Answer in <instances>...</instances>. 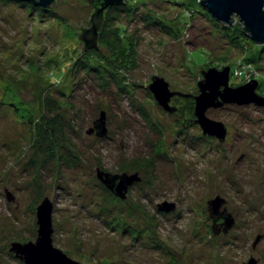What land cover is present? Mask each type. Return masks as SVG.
<instances>
[{"label":"rangeland","instance_id":"obj_1","mask_svg":"<svg viewBox=\"0 0 264 264\" xmlns=\"http://www.w3.org/2000/svg\"><path fill=\"white\" fill-rule=\"evenodd\" d=\"M91 14L86 0H0V264H23L10 245L35 242L44 198L52 245L81 264H264V107L209 109L223 143L183 127L201 71L229 67L231 87L256 81L264 99L261 46L234 49L199 0H123L104 16L100 51H85L77 33ZM119 54L123 90L105 72ZM155 76L181 95L172 114L148 90ZM101 112L100 139L87 131ZM97 169L140 180L122 200ZM216 197L233 220L227 232L207 212ZM163 203L174 210L159 212Z\"/></svg>","mask_w":264,"mask_h":264},{"label":"water","instance_id":"obj_2","mask_svg":"<svg viewBox=\"0 0 264 264\" xmlns=\"http://www.w3.org/2000/svg\"><path fill=\"white\" fill-rule=\"evenodd\" d=\"M35 4L43 9L49 8L55 0H18ZM90 4V0H86ZM106 6L121 5L123 0H103ZM199 5L204 9L212 19L217 23L226 26L231 25L234 21L232 17H236L243 28L244 33L257 46L264 45V0H199ZM92 15V14H91ZM90 15V18L92 16ZM92 27L78 34V39L85 43V51L88 48L96 46L98 49V35L104 23L103 9L97 10L95 16L89 20ZM90 38V42L86 39ZM99 50V49H98ZM100 51V50H99ZM202 80L197 83L198 95L194 96V120L186 121L183 127L187 124L198 125L203 136L216 138L219 143H223L226 136L225 126L206 116L209 109L217 110L229 105L236 106H254L264 107V99L259 97L255 91L258 86L256 81H252L236 87L229 85L230 68L224 67L221 70L210 68L206 71H201ZM148 90L151 92L157 105L165 112L172 114L176 111L174 107L169 106L170 99L175 96H181L179 93L170 92L168 83L162 78L153 77L148 85ZM108 133L106 127V116L101 112L99 118L93 122L92 128L87 131V134H94L97 138H104ZM98 181L115 197L124 199L128 188L134 183L139 182L140 178L137 174L133 175H110L96 170ZM10 198V196H8ZM224 204V200L220 197L207 202V212L212 219L214 225L217 219L224 220L222 227L223 232H227L233 225V220L230 215L225 216L220 212V207ZM175 208L172 203H163L157 205L159 212L168 213ZM52 203L44 198L36 208V225L37 235L35 242L18 243L13 242L10 245L9 251L14 254V257L23 264H81L70 259L61 250L52 245ZM212 227L213 234H217L215 226ZM261 236L256 237L252 247L260 242ZM243 264H257L256 259L250 258Z\"/></svg>","mask_w":264,"mask_h":264},{"label":"trees","instance_id":"obj_3","mask_svg":"<svg viewBox=\"0 0 264 264\" xmlns=\"http://www.w3.org/2000/svg\"><path fill=\"white\" fill-rule=\"evenodd\" d=\"M216 25H218L222 31H225L226 37H229L231 40L235 39L234 41H232V47L234 49H237V47H238L237 43H238L239 40H243L244 41L246 39H249L248 36L244 33L242 26L241 27L240 26H238V27H229V26H226V25L221 24V23H217ZM122 51H123V54H121L122 57H124L125 53L128 54L125 48H123ZM260 51H261L260 52L261 55H264V45L260 47ZM117 58H118V62H117V59L113 58L111 60L112 64H108L107 65V67L109 69H108V71H105V72L111 73V76L114 77V83L117 84V82H118V84L122 87V90H123L125 88L124 87L125 85H123L122 80L118 77V71L122 70L124 67H121L120 63H119L120 54L118 55ZM123 59H125V58H123ZM126 66L128 68V65H126Z\"/></svg>","mask_w":264,"mask_h":264},{"label":"flooded vegetation","instance_id":"obj_4","mask_svg":"<svg viewBox=\"0 0 264 264\" xmlns=\"http://www.w3.org/2000/svg\"><path fill=\"white\" fill-rule=\"evenodd\" d=\"M54 3V2H53ZM90 5H91V8H92V18L95 16V13L97 12V10H99V9H103V17L106 15V12H107V10L109 9V8H111V7H113V6H115V5H112V6H106L105 5V3L103 2V0H90ZM91 18V19H92ZM92 27V23L90 22L89 23V26H87L86 28H84L83 29V31H85V30H88L89 28H91ZM86 42H90V38L88 37V39H86ZM88 45V44H87ZM85 46V47H88V46ZM92 48H96V46H94V47H92ZM222 221V220H221ZM221 221H219V223H218V227H221V225H220V222ZM220 225V226H219ZM256 261H257V259H256ZM258 262V261H257Z\"/></svg>","mask_w":264,"mask_h":264}]
</instances>
